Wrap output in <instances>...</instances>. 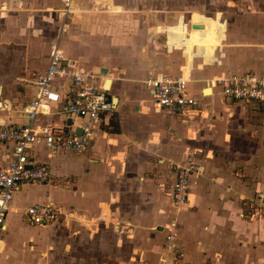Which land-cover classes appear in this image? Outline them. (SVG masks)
Instances as JSON below:
<instances>
[{
	"label": "crops",
	"instance_id": "0c3cea01",
	"mask_svg": "<svg viewBox=\"0 0 264 264\" xmlns=\"http://www.w3.org/2000/svg\"><path fill=\"white\" fill-rule=\"evenodd\" d=\"M94 1L74 0L67 11L63 0H0V124L27 122L25 110L54 46L98 73V85L107 83L116 106L108 125H95L85 153L50 157L43 142L32 148L30 156L52 176L14 193L0 264H161L163 256L176 264H264V105L226 100L212 86L230 73L264 74V11L238 16L230 33L222 19L227 33L216 50L220 64L187 75L188 91L200 104L196 113L178 116L154 112L146 85L161 76L186 77L182 50L164 54L170 63L159 68L151 60L152 44L168 41L166 32H151L171 25L165 3L115 0L123 10L109 12L94 10ZM139 4L164 13L148 33L129 15ZM119 14L138 28L118 33L109 19ZM55 85L63 92L71 81L59 78ZM37 123L80 131L84 121L50 114ZM12 150L13 144H0V167ZM185 162L193 168L189 199L177 208L174 168ZM35 204L61 209L63 222L31 225L26 210ZM170 227L177 233L174 253L166 240Z\"/></svg>",
	"mask_w": 264,
	"mask_h": 264
},
{
	"label": "built area",
	"instance_id": "2783aa9c",
	"mask_svg": "<svg viewBox=\"0 0 264 264\" xmlns=\"http://www.w3.org/2000/svg\"><path fill=\"white\" fill-rule=\"evenodd\" d=\"M74 0H63L67 11L71 10ZM59 78H66L71 85L65 91L55 85ZM100 76L85 69L79 63L68 60L53 47L49 65L36 82L37 95L25 110L27 122L23 125L0 124V144L11 143L13 150L10 161L0 167V236L6 226L7 214L13 195L23 183H48L51 170L45 163H38L30 156V151L38 142L49 150V156L59 151L85 153L95 136V125H108L116 106L107 96L106 82L98 85ZM189 78L181 76H161L150 79L147 87L152 92L153 108L157 113L186 115L196 113L200 100L188 91ZM223 98L229 101L256 103L264 105V74L236 72L218 77L212 81ZM61 103L59 109L53 105ZM66 114L79 117L84 123L81 134L52 123L38 124V116ZM107 121V122H106ZM175 181L172 185V201L180 208L188 202L191 168L177 165ZM59 208L52 205L35 204L26 210L29 223L33 226H46L57 219ZM166 237L169 253L177 250V233L169 228ZM161 264H176L161 257Z\"/></svg>",
	"mask_w": 264,
	"mask_h": 264
},
{
	"label": "rangeland",
	"instance_id": "374dc122",
	"mask_svg": "<svg viewBox=\"0 0 264 264\" xmlns=\"http://www.w3.org/2000/svg\"><path fill=\"white\" fill-rule=\"evenodd\" d=\"M144 1L148 2H146V6H151L158 0ZM160 1L162 2V4L165 3V12L167 11L165 16L166 21L170 22L171 25H162V27H157L155 30L151 31L152 36L156 35L160 31H164L166 32L168 37V41L165 45L166 47L163 46L165 44V37L157 39L154 42V45L152 44V49H154L153 51H155V53L151 56V60L156 63L157 68H159L170 63L168 59H170L172 56H176V54H178L177 56H180L179 54L182 53L180 51L170 54L172 50H182L184 72L186 78H188L187 75L190 74L194 67L202 69L205 65L215 67L220 64L219 60L216 57V50L219 47L225 45L227 23L224 21L228 22V29L230 33L233 28V20L237 19L238 16H244L246 15V13L249 14V16H254L256 14L255 12L264 11V0ZM93 6L94 10L97 9L109 12H121L123 10L122 7L116 4L115 0H95ZM142 6V4L137 5L135 9L131 10L132 12H129V15H132L136 20V23H139V25L143 27L140 29V33H142L144 30H146V32L148 33L149 27L156 26L155 23L157 22V20H162L164 18V13L162 14L161 12L156 11L153 8L152 10H142ZM246 8L248 9L246 10ZM144 11L148 12L146 13ZM246 17H248V15ZM126 18V15L119 14L114 15L113 18L109 19V21L112 24L114 23V25L117 27V32L121 33L122 35L129 34V29L133 27L136 29L138 28L135 25L132 26L133 22L130 21V19L126 20ZM222 19L224 21H222ZM127 23H130L129 26L127 25ZM189 25L190 28L188 27ZM157 41L159 42L160 46L159 50H157L158 48L156 49V46L158 44ZM164 54L170 55L171 57L165 56ZM166 58L168 59L165 60ZM220 95L221 97H223L221 93ZM150 100L153 101L152 96ZM151 105L153 107V102H151ZM181 165H185L186 167L191 168L192 175L193 168L191 162H185ZM176 167L177 165L174 168V174L177 171ZM57 214L58 215L56 220H59V223H62V215H64V212L59 209ZM37 251L41 252V249Z\"/></svg>",
	"mask_w": 264,
	"mask_h": 264
},
{
	"label": "bare ground",
	"instance_id": "6f19581e",
	"mask_svg": "<svg viewBox=\"0 0 264 264\" xmlns=\"http://www.w3.org/2000/svg\"><path fill=\"white\" fill-rule=\"evenodd\" d=\"M106 88H107V83H106ZM107 89H109V88H107ZM205 94H206V95H211V94H212V89H211V87H208V88L205 89Z\"/></svg>",
	"mask_w": 264,
	"mask_h": 264
},
{
	"label": "water",
	"instance_id": "95a60500",
	"mask_svg": "<svg viewBox=\"0 0 264 264\" xmlns=\"http://www.w3.org/2000/svg\"><path fill=\"white\" fill-rule=\"evenodd\" d=\"M105 72H106V70H105ZM77 132V134H81L82 133V131L80 130V131H76Z\"/></svg>",
	"mask_w": 264,
	"mask_h": 264
}]
</instances>
